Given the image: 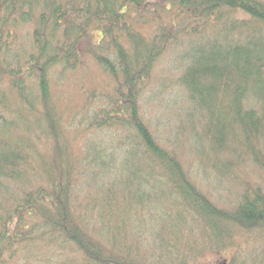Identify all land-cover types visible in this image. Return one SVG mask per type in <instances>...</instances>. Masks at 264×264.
Instances as JSON below:
<instances>
[{
	"label": "trees",
	"instance_id": "1",
	"mask_svg": "<svg viewBox=\"0 0 264 264\" xmlns=\"http://www.w3.org/2000/svg\"><path fill=\"white\" fill-rule=\"evenodd\" d=\"M174 49L204 163L264 174V0H0V264H264V188L213 203L140 116Z\"/></svg>",
	"mask_w": 264,
	"mask_h": 264
},
{
	"label": "rangeland",
	"instance_id": "2",
	"mask_svg": "<svg viewBox=\"0 0 264 264\" xmlns=\"http://www.w3.org/2000/svg\"><path fill=\"white\" fill-rule=\"evenodd\" d=\"M141 30V34H144V29ZM172 53L174 56L165 54L161 58L153 72L149 86L142 93L139 104L140 116L157 143L166 150L174 151L180 157L185 171L200 187L202 193L209 195L210 200L220 207L229 208L234 201V193L230 185L237 187L238 182L241 181L264 188V174L249 163L238 164L237 162L235 168L229 166L220 168L217 165L225 172L226 176L224 177L217 169L204 163L197 151L201 127L197 117H189L190 105L186 92L177 83L181 70L178 63H175V59L179 50L174 49ZM103 79L97 67L90 61H86L81 70L59 86L61 91L60 108L63 109L65 105L66 107L68 105L78 106L82 98L79 87L90 90V88L98 87L96 83ZM72 126H76V123L73 122ZM81 138L83 141L86 138L94 141H111L109 133L106 132H88L81 135ZM228 177L233 178L234 182H226ZM222 178L224 179L222 180ZM148 228L149 225L146 226L144 223V229ZM148 233L150 232H146L144 235ZM246 248L250 249L248 246H242V250ZM198 259L200 260L198 263L201 264H221L223 261V258L214 252L206 253L204 256L201 254Z\"/></svg>",
	"mask_w": 264,
	"mask_h": 264
}]
</instances>
